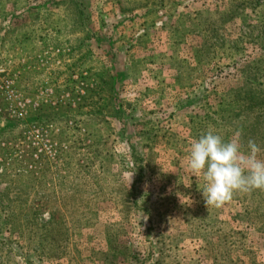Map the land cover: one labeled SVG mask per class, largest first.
I'll return each mask as SVG.
<instances>
[{
  "label": "rangeland",
  "instance_id": "obj_1",
  "mask_svg": "<svg viewBox=\"0 0 264 264\" xmlns=\"http://www.w3.org/2000/svg\"><path fill=\"white\" fill-rule=\"evenodd\" d=\"M209 128L264 159V0H0V264H264V191L187 170Z\"/></svg>",
  "mask_w": 264,
  "mask_h": 264
},
{
  "label": "clouds",
  "instance_id": "obj_2",
  "mask_svg": "<svg viewBox=\"0 0 264 264\" xmlns=\"http://www.w3.org/2000/svg\"><path fill=\"white\" fill-rule=\"evenodd\" d=\"M242 147L238 138L225 141L212 128L191 142L187 170L202 177L200 189L207 208H220L237 193L264 191V159L258 158L259 147L249 140L246 155Z\"/></svg>",
  "mask_w": 264,
  "mask_h": 264
}]
</instances>
